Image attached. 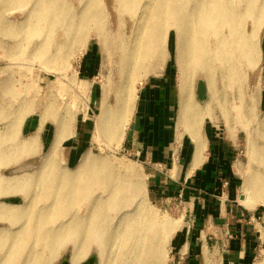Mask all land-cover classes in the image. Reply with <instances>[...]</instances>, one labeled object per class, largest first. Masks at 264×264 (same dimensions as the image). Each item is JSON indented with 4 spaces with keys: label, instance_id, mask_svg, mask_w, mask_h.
<instances>
[{
    "label": "rangeland",
    "instance_id": "1",
    "mask_svg": "<svg viewBox=\"0 0 264 264\" xmlns=\"http://www.w3.org/2000/svg\"><path fill=\"white\" fill-rule=\"evenodd\" d=\"M36 1L0 0V110L4 115L0 119V136L4 137L12 127H17L15 138L9 142L3 141L0 144V149L10 153V147L14 142H22L30 134H35L37 125V129L39 127V130L43 131L41 133L39 131V136L45 134L47 136L38 144L40 150H44L42 145H51L54 142L53 135L57 128V121H65L74 134L71 137H66V140L60 144L57 163L72 168L79 158L87 153L92 157L104 159L107 165H111L110 170L118 176L119 181L116 183L122 186V202L113 204L111 202L114 199L113 193L108 188H104L103 185L95 193V197L101 203L111 207L116 206V209L108 211L110 216L108 220L112 231L117 227L119 230L123 228L127 220L142 217L140 222L151 225L150 230L145 232V236L149 241H159L161 246L160 264H184L189 255L185 244L191 229L189 226L190 218H188L186 208L182 206L181 195L169 200L165 195V190L163 191L164 185L161 186L156 179L157 176H161L164 181L169 176L171 169L168 162L164 161L157 165L151 161V157L154 159L159 157L156 154V145L163 146L165 152L168 142H166L164 135L168 134L169 125L166 126L167 130L157 132L159 139L158 141L153 140V150L145 144H143V150H138L136 143L139 142L135 140V136H132L131 130L135 109L146 96L147 90L153 86L150 84L156 80L169 79L174 83L175 88H178L180 71L177 59L173 54V48L178 47V38H174L173 33L169 35L170 43L164 47L165 57L163 51L161 54L157 53L155 57L157 60H154L150 67L144 66L135 72L126 71L122 73L121 46L124 43L129 44L134 41L135 37L132 31L139 28L136 17L141 10L132 15L122 11L116 0H102L106 4H103L105 12L104 30L109 38L106 39L104 38L106 35H101V37L93 32L95 21H93L92 16L95 13L92 12L91 23L88 26L89 34L83 38L78 36L79 40H76V35L72 30L80 22V13L84 9L88 11L87 14L91 13L89 8L96 0H40L39 3L43 6L55 3L56 22L48 23L46 26L35 25L37 20L31 17L30 13L37 4ZM190 2L192 3L193 0ZM237 10L242 12L244 6H237ZM62 19L63 21H61ZM250 22L251 19H248L244 29L246 34L251 33ZM35 26L41 29L43 33L34 38L29 35V31H32ZM169 28L173 29L174 27ZM44 39L47 40L45 47L49 51H54L57 45L62 48L61 55L54 58L55 69H49L44 65L47 59L38 61V57L34 54L35 47ZM223 39L231 40L227 30L223 32ZM260 39H264V24L261 28ZM216 41L217 38L208 36V44L211 49ZM259 53L260 57L253 65L246 63L242 57L235 60L240 65L242 74H245L249 80L248 90L239 88L237 84L227 87L222 80L223 69L218 60H215L216 68L214 71L217 96L213 101H211V92L208 87L210 80L206 79L203 70L194 68L190 76V93L192 91L194 94V96L191 95L193 103L201 111L207 112L208 119H204L203 126L205 127L208 122V125L214 124L222 132L239 133L240 137L244 138L240 157L241 166L244 168L243 176L245 173L264 176V164L262 163H252L251 167L246 169L249 162L247 148L249 141H253L248 135L259 131L257 121L264 117L263 62L260 44ZM61 56L64 60L63 64L60 62ZM234 56L237 54L234 53ZM83 81L88 83L86 90L80 86ZM119 87L127 88L130 96H134L133 109L129 118L127 120L124 118L125 124H123V134H120V139L109 141L106 137H99L98 134L97 125L100 124L101 120L99 108L103 105L114 108ZM8 88L11 90L9 91ZM253 93L257 94L258 99L260 98L258 106L261 114L259 118L255 117L256 121L249 120L247 127H243V108L240 107L239 98L245 94L250 99ZM226 107L230 115L234 117L230 122H226ZM20 108H26L31 113L26 121L18 125L13 120L21 117L18 113ZM47 111L51 115L53 114L52 116L56 120L46 119L42 125L39 121L42 118V113ZM171 126H176V118L175 125ZM24 128L25 130H23ZM26 128L28 129L27 132ZM175 141L176 144L173 145L174 147L172 146L174 154L168 160H175L176 163L179 160L182 139ZM254 141L259 147H264V139ZM42 156V154L36 153L31 157H21L14 164L1 167L0 175H4L6 169L19 167L26 162L34 161L33 168L35 169ZM131 185L136 188H132ZM48 203L42 202L41 204L46 206ZM256 206H260L261 210L264 211L262 205ZM73 214L76 217L79 216L80 219L90 215L88 204H81ZM69 218L70 216L60 218L53 225V228L57 229L56 231L62 230L61 225L66 223ZM74 219L76 218L70 220L73 221ZM119 220L120 222H118ZM165 222L169 223V227L164 226ZM23 223L13 227L10 229L11 232H6L5 235L13 238L12 232L24 227L22 226ZM8 227V225L0 223V229L8 230ZM209 236L206 234V238ZM64 237L66 244L59 250L57 257L50 264H61L63 259L67 257L71 259L76 254L77 251L73 250V247L77 237L68 233ZM202 237L205 238V235L202 234ZM37 239L36 237L35 240ZM219 244L222 245V242L219 241ZM33 246H37V251H40V245ZM88 247L90 248L85 250L87 255L84 261L93 255L97 256L94 247L92 245ZM106 252V264H114V258L119 257L124 252L126 255L121 264H134L127 250L110 249ZM46 259L48 262L50 261V253L46 254ZM255 264H264V256L259 258Z\"/></svg>",
    "mask_w": 264,
    "mask_h": 264
},
{
    "label": "bare ground",
    "instance_id": "2",
    "mask_svg": "<svg viewBox=\"0 0 264 264\" xmlns=\"http://www.w3.org/2000/svg\"><path fill=\"white\" fill-rule=\"evenodd\" d=\"M39 2L40 0L36 1L37 4L30 13L31 17L37 20L35 25L46 26L48 23L56 22L55 3L43 6ZM116 2L122 11L132 15L141 10L136 17L139 28L132 31L134 41L121 46L122 73L135 72L144 66L150 67L153 61L157 60L155 58L157 53L161 54L163 51L165 57L164 47L170 43L169 35L173 33V37L178 38V47L173 48L180 71L179 86L175 90L180 103V111L176 116V137L179 141L182 136L188 138L189 143L184 139V144L190 146L192 150L199 149L202 124L208 116L207 112L201 111L191 98V95L194 96L192 91L190 93L191 73L194 68L203 70L206 79L210 80L208 87L211 92V101L217 96L214 85L215 60L220 61V67L223 69L222 80L227 87L237 84L239 88L248 90L249 80L245 74H242L240 65L235 60L242 57L246 63L253 65L260 57L259 44L260 32L264 24V0H193L192 3L190 0H116ZM235 2H237L236 5ZM103 4L106 5L102 0H96L89 8L91 13L87 14L86 9L80 13V22L72 30L76 40H79L78 36L83 38L89 34L88 26L91 23L92 12L95 13L92 16L95 21L93 32L100 36L106 35ZM240 5L244 6L242 12L237 10V6ZM248 19H251V33L246 34L244 29ZM171 26L174 28L170 29ZM226 30L231 40L223 39V32ZM42 33L36 26L29 31V35L34 38ZM209 35L217 38L212 49L208 44ZM104 38L109 37L106 35ZM46 42L45 39L40 41L34 49V54L38 57V61L47 59L44 65L49 69H55L54 58L61 55L62 48L57 45L51 52L45 47ZM234 53L237 56H234ZM60 62L64 63L62 56ZM80 86L86 90L88 83L83 81ZM118 91L114 108H108L107 105L99 108L101 120L97 125L98 134L99 137H106L109 141L120 139L122 127L125 124L124 118L127 120L133 109L134 96H130L127 88L119 87ZM239 100L240 107L243 108V127H247L249 120L256 121V118L260 117L261 110L258 106L260 98L258 99L257 94L253 93L250 99L243 94ZM18 113L21 117L14 118L13 122L20 125L28 119L31 112L26 108H20ZM225 114L226 122L234 119L227 107ZM52 115L49 111L42 113L40 124L43 125L46 119H54ZM2 117L4 115L0 110V119ZM257 122L259 131L248 135L253 141H249L248 144L249 162L246 169L250 168L252 163L264 164V147H259L254 141L264 139V117ZM16 128L12 127L4 137L0 136V144L15 138ZM27 130L26 128V132ZM35 131V134H30L22 142H14L10 147V153L0 149V168L14 164L21 157H31L36 153L43 155L35 169L34 161L26 162L19 167L6 169L5 174L0 175V200L22 198H20L22 201L20 205L5 204L0 201V223L9 226L8 230L0 229V264H50L66 244L64 237L66 233L77 237L73 247V250L77 252L71 259L67 257L70 264L84 262L87 255L85 250L89 249L90 245L94 247L97 254L96 264H106V251L110 249L127 250L134 264H160L159 241H149L145 236V232L150 230L151 225L143 224L140 222L142 217H137L135 220L125 221L124 227L120 230L117 227L112 231L108 211L116 209V206L111 207L101 203L95 197L96 191L103 185L113 193L114 199L111 200L113 204L122 202V186L116 183L119 179L110 170L111 165H107L104 159L92 157L87 153L82 155L72 168L59 165L57 155L60 144L66 140V137L74 134L63 120L57 121V128L53 135L54 142L51 145L46 144L47 147L41 144L44 150H40L38 144L46 134L39 136V131L40 133L43 131L39 130V127L37 129V125ZM245 137L247 139V136ZM136 145L138 150H143V144L136 143ZM174 161H167L171 170L175 169ZM242 190L244 194L240 200L241 204L247 208H254L258 204L264 207V176L245 173ZM42 202L49 203L43 206ZM83 203L88 204L90 215L80 219L73 212H76ZM66 216H70L69 220L61 225L62 230L56 231L53 225ZM143 217H145L144 214ZM72 218L76 219L71 221ZM22 222L24 227L13 231V238L5 235ZM164 226L169 227V223L165 222ZM36 237L37 240H35ZM36 244L41 246L39 252L37 246H33ZM49 253L51 259L48 262L46 254ZM125 255L124 252L114 258V264H121Z\"/></svg>",
    "mask_w": 264,
    "mask_h": 264
},
{
    "label": "crops",
    "instance_id": "3",
    "mask_svg": "<svg viewBox=\"0 0 264 264\" xmlns=\"http://www.w3.org/2000/svg\"><path fill=\"white\" fill-rule=\"evenodd\" d=\"M150 85L135 109L131 130L137 142L153 150V140L159 139L157 132L169 125L164 135L168 142L165 152L163 146L156 145L159 157L149 155L158 165L174 154L177 137L171 125H175L180 103L171 80L160 79ZM207 123L205 127L202 124L199 149L184 144L182 136L175 171H169L165 182L161 176L156 178L169 200L181 195L190 218L185 244L189 255L184 264H254L264 256V211L240 202L244 194L240 163L244 138Z\"/></svg>",
    "mask_w": 264,
    "mask_h": 264
},
{
    "label": "water",
    "instance_id": "4",
    "mask_svg": "<svg viewBox=\"0 0 264 264\" xmlns=\"http://www.w3.org/2000/svg\"><path fill=\"white\" fill-rule=\"evenodd\" d=\"M260 48L262 52V62H263V68H262V78L264 80V39L261 40L260 42ZM5 204H11V205H20L21 204V199L20 198H9L4 200ZM97 259L96 256H91L88 258L86 261L82 262L81 264H96ZM61 264H70L67 258L63 259Z\"/></svg>",
    "mask_w": 264,
    "mask_h": 264
}]
</instances>
